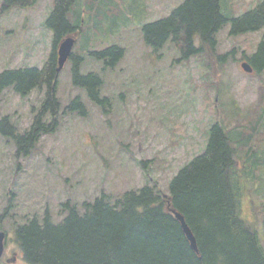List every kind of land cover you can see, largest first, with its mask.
Here are the masks:
<instances>
[{
    "label": "rangeland",
    "instance_id": "374dc122",
    "mask_svg": "<svg viewBox=\"0 0 264 264\" xmlns=\"http://www.w3.org/2000/svg\"><path fill=\"white\" fill-rule=\"evenodd\" d=\"M2 1L0 72L23 66L41 69L52 50V31L46 21L54 0L5 12ZM183 1L123 0L114 22L75 36L74 51L84 59L81 72L94 71L102 77L101 93L108 101L97 104L84 88L73 84L69 60L58 78L61 106L80 96L87 115L76 110L64 115L59 129L42 135L27 156L17 155L14 141L0 134V215L5 213L0 226L9 235L5 256L13 251L21 254L14 234L17 225L33 217L43 222L46 214L59 222L67 213V207L66 212L61 210L67 201L71 205L93 202L103 190L121 196L148 182L168 193L179 169L206 147L212 122H223L235 139L248 128L258 109L264 71L248 73L242 61L244 54L257 51L263 31L235 36L231 22L226 23L217 33L218 53L232 48L236 52L225 65L206 55L184 60L172 41L160 49L148 45L144 25L170 15ZM261 1L224 0V6L239 14ZM89 7L86 0H78L75 11L88 15ZM112 45L124 49L121 58L107 57L106 63L86 55L88 50ZM34 95L32 91L30 98L21 99L6 89L0 99V118L8 115L20 133L26 131L34 118L30 104L38 105L39 95ZM248 114L246 120L237 121ZM261 124L256 122L257 127ZM239 157L243 164L246 156L240 153ZM253 158L261 163L256 170L260 179L241 182L240 202L242 215L255 226L264 252V154ZM19 260L29 264L22 255ZM0 264L5 260L0 259Z\"/></svg>",
    "mask_w": 264,
    "mask_h": 264
},
{
    "label": "trees",
    "instance_id": "16d2710c",
    "mask_svg": "<svg viewBox=\"0 0 264 264\" xmlns=\"http://www.w3.org/2000/svg\"><path fill=\"white\" fill-rule=\"evenodd\" d=\"M39 0H3L4 11L30 7ZM88 15L75 11L78 0H54L46 24L52 31V50L40 69L22 67L0 72V98L5 88L13 87L22 96L44 90L42 103L35 108V119L28 130L20 133L9 116L0 118V132L12 139L17 155L31 154L42 135L55 133L61 118L73 111L87 115L80 97L65 106L62 113L58 97V46L67 36L92 29H102L121 14L123 0H86ZM82 16V17H81ZM122 16V15H121ZM231 22V34L238 36L263 31L257 51L243 55L258 74L264 71V0L254 8L237 14L224 6V0H184L170 15L147 23L144 40L155 49L172 41L182 52V59L206 55L222 65L235 59L232 48L218 53L217 33ZM90 38V37H89ZM123 48L109 46L88 50L90 56L117 60ZM73 84L84 88L95 103L108 101L102 97V77L94 71L83 74V56L71 55ZM264 87L258 109L248 128L235 139L223 122H212L207 130L208 141L202 153L185 163L169 185V192L146 184L126 191L121 196L102 192L93 202L81 205L65 204L68 212L60 222L46 214L18 225L15 239L30 264H264V252L258 232L242 215L241 187L243 180L258 181L256 170L261 163L255 157L264 154ZM249 117L245 115L242 122ZM256 122L262 123L257 127ZM259 144V145H258ZM240 153L246 156L245 168L239 164ZM181 213L193 235L198 250H194L180 220ZM5 213L0 215L3 218ZM264 226V209L261 210ZM0 229L1 226H0Z\"/></svg>",
    "mask_w": 264,
    "mask_h": 264
},
{
    "label": "water",
    "instance_id": "95a60500",
    "mask_svg": "<svg viewBox=\"0 0 264 264\" xmlns=\"http://www.w3.org/2000/svg\"><path fill=\"white\" fill-rule=\"evenodd\" d=\"M74 41H75L74 38L68 37L61 43L60 48H59L58 71H60L63 68L65 62L67 61V59L71 55L72 48L74 45ZM242 66L247 72L253 71V67L247 61L243 62ZM174 213H175L176 217L180 220V222L182 224V228H183L185 234L187 235L188 239L191 241L192 248L197 251L198 248H197L196 239H195L191 229L189 228L188 224L186 223L184 216L181 213L176 212V211ZM5 240H6V233L3 231H0V258L4 252Z\"/></svg>",
    "mask_w": 264,
    "mask_h": 264
},
{
    "label": "flooded vegetation",
    "instance_id": "af4514ba",
    "mask_svg": "<svg viewBox=\"0 0 264 264\" xmlns=\"http://www.w3.org/2000/svg\"><path fill=\"white\" fill-rule=\"evenodd\" d=\"M13 255H14V257L15 258H13ZM12 256V257H11ZM11 256H5V257H3V259L5 260V263L6 264H19V262H21L20 260H19V255H18V253H15V251H13V254L11 255ZM15 259V261H12V262H9L8 260L9 259ZM12 259V260H13Z\"/></svg>",
    "mask_w": 264,
    "mask_h": 264
},
{
    "label": "bare ground",
    "instance_id": "6f19581e",
    "mask_svg": "<svg viewBox=\"0 0 264 264\" xmlns=\"http://www.w3.org/2000/svg\"><path fill=\"white\" fill-rule=\"evenodd\" d=\"M190 228V227H189ZM195 237V236H194ZM191 242V241H190ZM192 246V245H191Z\"/></svg>",
    "mask_w": 264,
    "mask_h": 264
}]
</instances>
